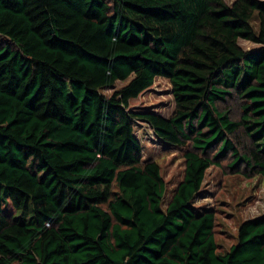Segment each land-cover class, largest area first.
Instances as JSON below:
<instances>
[{
  "label": "trees",
  "instance_id": "16d2710c",
  "mask_svg": "<svg viewBox=\"0 0 264 264\" xmlns=\"http://www.w3.org/2000/svg\"><path fill=\"white\" fill-rule=\"evenodd\" d=\"M0 39V264H264V213L220 253L193 206L224 158L264 176V0H0ZM158 76L173 113L130 111ZM134 118L190 144L167 203Z\"/></svg>",
  "mask_w": 264,
  "mask_h": 264
},
{
  "label": "rangeland",
  "instance_id": "374dc122",
  "mask_svg": "<svg viewBox=\"0 0 264 264\" xmlns=\"http://www.w3.org/2000/svg\"><path fill=\"white\" fill-rule=\"evenodd\" d=\"M232 4L235 0H226ZM256 30L259 29L257 13L252 20ZM0 42L2 40L0 39ZM240 45L246 50H256L260 44L241 38ZM129 81H118L112 87L104 88L102 92L110 95L114 90ZM238 118L241 111L239 100H232ZM175 109L172 84L169 78L158 76L154 84L138 97L130 100L129 110L133 112L153 111L164 117H169ZM134 133L141 142L143 159L155 160L161 167V173L166 182L165 202L169 201L174 190L185 174V153L190 144L175 146L161 140L152 126L143 120L134 118ZM215 150L212 151V154ZM230 157L221 160L220 164L212 165L206 172L201 192L194 200L197 210L212 209L216 212L217 222L215 238L218 252L225 253L238 242L239 227L243 221L264 213V176L250 173L243 167L231 168Z\"/></svg>",
  "mask_w": 264,
  "mask_h": 264
}]
</instances>
